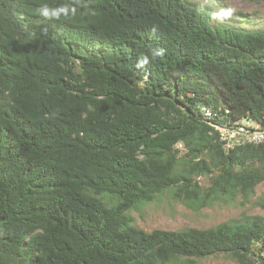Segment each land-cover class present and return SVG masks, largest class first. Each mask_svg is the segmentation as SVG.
I'll return each mask as SVG.
<instances>
[{
    "label": "trees",
    "instance_id": "16d2710c",
    "mask_svg": "<svg viewBox=\"0 0 264 264\" xmlns=\"http://www.w3.org/2000/svg\"><path fill=\"white\" fill-rule=\"evenodd\" d=\"M250 23L221 0H0V264H264V216L147 232L131 215L168 191L245 205L264 183V144L226 153L215 128L264 126Z\"/></svg>",
    "mask_w": 264,
    "mask_h": 264
},
{
    "label": "rangeland",
    "instance_id": "374dc122",
    "mask_svg": "<svg viewBox=\"0 0 264 264\" xmlns=\"http://www.w3.org/2000/svg\"><path fill=\"white\" fill-rule=\"evenodd\" d=\"M229 11L246 15L253 23L250 28L264 25V2L250 0H221ZM180 150L181 147H180ZM203 186H208L206 178H198ZM264 183L256 187L250 202L242 205V198L234 201L215 202L201 210H194L175 199L168 191L153 203L131 212L135 227L147 232L155 229L180 231L189 228L208 229L219 224L239 220L243 215L264 216ZM195 264H238L224 255L212 256Z\"/></svg>",
    "mask_w": 264,
    "mask_h": 264
},
{
    "label": "built area",
    "instance_id": "2783aa9c",
    "mask_svg": "<svg viewBox=\"0 0 264 264\" xmlns=\"http://www.w3.org/2000/svg\"><path fill=\"white\" fill-rule=\"evenodd\" d=\"M206 118L213 116L212 111L203 109ZM219 132V140L226 153L234 150L237 146L245 144H264V126L250 118L241 119L223 126L215 125ZM179 147H182L179 145Z\"/></svg>",
    "mask_w": 264,
    "mask_h": 264
},
{
    "label": "clouds",
    "instance_id": "9594fccd",
    "mask_svg": "<svg viewBox=\"0 0 264 264\" xmlns=\"http://www.w3.org/2000/svg\"><path fill=\"white\" fill-rule=\"evenodd\" d=\"M162 54V53H161Z\"/></svg>",
    "mask_w": 264,
    "mask_h": 264
}]
</instances>
